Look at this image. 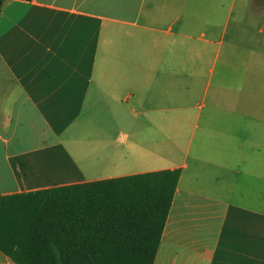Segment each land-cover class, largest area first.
Wrapping results in <instances>:
<instances>
[{
    "label": "crops",
    "instance_id": "0c3cea01",
    "mask_svg": "<svg viewBox=\"0 0 264 264\" xmlns=\"http://www.w3.org/2000/svg\"><path fill=\"white\" fill-rule=\"evenodd\" d=\"M0 6V195L179 168L154 264H264V0Z\"/></svg>",
    "mask_w": 264,
    "mask_h": 264
},
{
    "label": "trees",
    "instance_id": "16d2710c",
    "mask_svg": "<svg viewBox=\"0 0 264 264\" xmlns=\"http://www.w3.org/2000/svg\"><path fill=\"white\" fill-rule=\"evenodd\" d=\"M180 174L0 195V250L17 264H154Z\"/></svg>",
    "mask_w": 264,
    "mask_h": 264
},
{
    "label": "rangeland",
    "instance_id": "374dc122",
    "mask_svg": "<svg viewBox=\"0 0 264 264\" xmlns=\"http://www.w3.org/2000/svg\"><path fill=\"white\" fill-rule=\"evenodd\" d=\"M233 23H234V21H233ZM253 23H254V29L255 30H257V29L260 28L261 22L258 21V18L254 19V22ZM226 41H228V39Z\"/></svg>",
    "mask_w": 264,
    "mask_h": 264
}]
</instances>
